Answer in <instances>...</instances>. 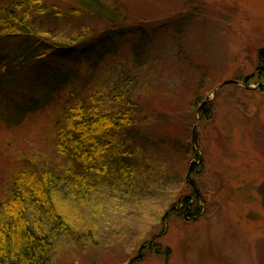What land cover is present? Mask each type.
Here are the masks:
<instances>
[{"label":"rangeland","instance_id":"obj_1","mask_svg":"<svg viewBox=\"0 0 264 264\" xmlns=\"http://www.w3.org/2000/svg\"><path fill=\"white\" fill-rule=\"evenodd\" d=\"M103 2L144 25V46L120 41L96 67L97 58L49 61L48 70L62 67L71 76L72 86L57 93L48 94L55 83L39 65L5 86L0 106L19 108L29 97L37 103L13 122L0 114V201L22 160L64 166L53 140L65 105L106 96L124 79L133 83L142 123L119 142L132 154L127 166L140 188L111 183L89 204L66 207L70 232L50 264H264V0ZM105 26L83 17L44 20L39 29L61 42L78 29ZM204 100L212 110L202 120L195 103ZM194 187L202 212L195 220L174 210Z\"/></svg>","mask_w":264,"mask_h":264},{"label":"trees","instance_id":"obj_2","mask_svg":"<svg viewBox=\"0 0 264 264\" xmlns=\"http://www.w3.org/2000/svg\"><path fill=\"white\" fill-rule=\"evenodd\" d=\"M120 12L103 0L0 2L1 102L6 97L5 86L36 65L39 73L48 72L49 80L55 83L46 87L48 94H52L72 84L64 68L55 66L48 70L49 61L64 63L72 58H97L96 67L118 52V42L133 43L139 32V42L131 46L141 49L147 35L144 25L128 23ZM83 17L102 20L106 26L97 30L78 29L61 42L51 40L53 34H48L51 30L39 29L43 28L44 20L70 21ZM258 64L259 78L264 80V50L259 52ZM132 87L133 83L123 79L106 96L100 92L79 98L75 104L69 102L63 108L53 140L64 166L53 167L44 160L24 159L22 166L10 176L9 189L0 201V264H50L60 239L70 232V224L63 214L66 207L89 204L104 185L111 183L125 185L128 191L131 187L140 188V177L127 166L132 154L123 147L125 143L121 146L119 142L122 132L142 123V109L130 95ZM34 100L29 97L19 108L4 103L0 114L13 122L22 118L28 109L35 111L37 101ZM195 104L202 120L208 119L212 104L208 100ZM192 170H188V176ZM186 180L191 183L189 177ZM200 200L198 188L194 187L192 196L179 200L174 210L179 216L195 220L202 213Z\"/></svg>","mask_w":264,"mask_h":264}]
</instances>
